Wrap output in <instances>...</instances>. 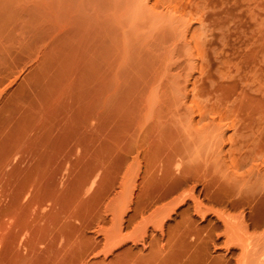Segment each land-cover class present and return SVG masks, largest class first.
<instances>
[{
	"label": "rangeland",
	"instance_id": "rangeland-1",
	"mask_svg": "<svg viewBox=\"0 0 264 264\" xmlns=\"http://www.w3.org/2000/svg\"><path fill=\"white\" fill-rule=\"evenodd\" d=\"M6 108L0 264H264V0H0Z\"/></svg>",
	"mask_w": 264,
	"mask_h": 264
},
{
	"label": "bare ground",
	"instance_id": "bare-ground-1",
	"mask_svg": "<svg viewBox=\"0 0 264 264\" xmlns=\"http://www.w3.org/2000/svg\"><path fill=\"white\" fill-rule=\"evenodd\" d=\"M13 111H15L14 110V108H6V109H3V112L2 113H0V120H1V122L2 123H5L6 124V126L5 127H7V129H6V131H5V135H9L10 134V130L11 129H13V127H14V123H13V120H14V117H15V115H14V112ZM16 112V111H15ZM40 117H41V115H40ZM2 133L0 132V135H1ZM4 137L2 136L1 138H0V141L3 139ZM27 143V142H26ZM23 144H25V143H23ZM27 146H25L24 145V147H23V149L24 148H26ZM27 149V148H26ZM25 150V149H24ZM7 155H5V157H6ZM4 158V157H3ZM5 160V159H4ZM3 160V161H4ZM2 160H0V162H1ZM2 161V162H3ZM4 163V162H3ZM3 163H0V169H2L3 170V166L1 165V164H3ZM8 164H9V162H8ZM36 164V163H35ZM4 165V164H3ZM5 166V165H4ZM6 166H7V164H6ZM28 167H29V165H27ZM7 169H9V168H7ZM11 169V168H10ZM4 172H6L7 170H3ZM9 171V170H8ZM27 172V173H26ZM26 174H23V177H21L20 178V180H18V182H16L15 181V183L11 180H9V182L7 181L9 178L6 176V175H4L5 177H7L8 179L5 181V184L7 183V184H9L10 182H12L11 184H9V186L8 187H5L4 188V186H6V185H2L1 183H4V182H1V180H2V178L4 179V177L2 176V172H0V188H1V191H0V220L3 218V217H5L7 220H3V221H7L8 222V219H9V221L10 222H4V223H0V224H3V226L2 227H4V228H6V234L8 235V231H11V229H15V224H16V222H17V220H18V218H22L23 220H24V218L25 217H27L26 215L27 214H29V213H27L29 210H28V205H29V201H34L33 199H35V201H37V197H36V195H34V193L36 192H32V191H30L29 190V186L30 187H32V189H34V190H40L39 189V187H41V174H40V170H37V171H35V172H33V166H32V168H31V165H30V167L29 168H27L26 169ZM10 174V173H9ZM2 176V177H1ZM9 176V175H8ZM6 179V178H5ZM11 179V178H10ZM14 183V184H13ZM7 189V190H6ZM37 191V192H38ZM14 196V198H12V199H15V197H18V198H20V200H19V203L16 201L15 203H12L11 201V198H10V201L7 199V197L6 196H8V198L9 197H11L12 195ZM12 196V197H13ZM22 197H24V199L22 200ZM2 198H4V200H2ZM17 198V199H18ZM2 201V202H1ZM3 201H4V203H3ZM34 201V202H35ZM14 202V201H13ZM39 202V201H38ZM21 209L20 211H18V212H16V209ZM132 210H133V212H132V214H130L129 215V217L130 216H132V215H134L136 212H138L139 210L136 208V204H135V206H133V208H132ZM42 216V215H41ZM26 220V219H25ZM28 223V222H27ZM26 223V224H27ZM22 225V224H21ZM28 225V224H27ZM6 226V227H5ZM16 226H17V224H16ZM1 227V226H0ZM1 227V230H4V228H2ZM25 227V226H24ZM23 226H22V228H24ZM28 227V226H27ZM20 228V226L18 227V231L21 229H19ZM25 229L26 228H24L23 230L25 231ZM28 230V228L26 229V231ZM21 232H22V229L20 230ZM8 232V233H7ZM12 233V232H11ZM24 233H26V232H24ZM22 234V233H21ZM25 235V234H24ZM4 235L2 234L1 235V233H0V243L2 242H4V241H2V239L5 237H3ZM9 236H10V234H9ZM12 236H13V234H12ZM26 236H27V234H26ZM25 236V237H26ZM24 237V238H25ZM9 239V238H8ZM24 241V240H23ZM23 244H24V242H23Z\"/></svg>",
	"mask_w": 264,
	"mask_h": 264
}]
</instances>
